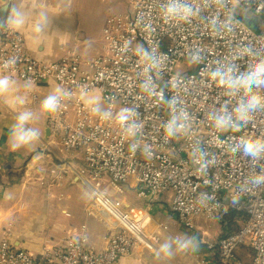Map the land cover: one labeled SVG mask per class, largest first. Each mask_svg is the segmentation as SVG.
<instances>
[{"label":"built area","instance_id":"built-area-1","mask_svg":"<svg viewBox=\"0 0 264 264\" xmlns=\"http://www.w3.org/2000/svg\"><path fill=\"white\" fill-rule=\"evenodd\" d=\"M124 1L126 11L109 9L102 55L92 59L72 53L43 63L29 56L19 31L0 27L2 76L30 86L54 81L60 92L50 110L48 147L58 145L67 161L41 164L34 181L51 192L76 173L118 227L105 250L75 235L46 240L40 256L4 233L0 264L140 259L141 251H156L157 239L146 235L150 207L168 194L171 212L187 229L201 219L224 227L231 212L246 215L241 231L225 232L209 249L218 251L216 264H244L240 254L247 250L251 264H264V0ZM244 11L260 18L262 31L239 19ZM181 62L195 71L178 74ZM130 181L147 209L102 191L107 182L119 192Z\"/></svg>","mask_w":264,"mask_h":264},{"label":"crops","instance_id":"crops-1","mask_svg":"<svg viewBox=\"0 0 264 264\" xmlns=\"http://www.w3.org/2000/svg\"><path fill=\"white\" fill-rule=\"evenodd\" d=\"M5 7H8L3 19L5 27L19 31L25 38L29 56L43 63H57L72 53L79 56L80 47L89 38L77 20V8L71 0H0V15ZM102 33L92 42L99 43ZM2 80H7V84L0 91V237L9 233L16 247L34 256L42 254L46 240L61 242L75 235L85 236L92 250H105L110 230L118 227L102 215L93 198L81 197V189L77 188L80 184L89 190L91 188L76 173L69 174L63 185L51 192L40 188L34 181L45 167L41 164L46 163L50 167L59 164L61 155L57 149L48 147L51 133L49 137L46 135L50 129L51 109L43 108L46 100L51 98L55 101L59 97L58 86L54 81L44 86H30L17 79L5 78L0 73ZM40 109L46 118L38 119ZM21 116L27 117L23 123L20 122ZM35 122L43 125V135L34 127ZM27 133L32 134V139L14 148L18 135ZM43 150L45 152L42 153ZM135 185L131 183L129 187L137 191L138 186ZM118 189L119 192L115 190L109 196L128 207L148 208V201L139 197V190V200L132 204L122 198L128 187L123 189L119 186ZM171 201V195L165 196L150 207L152 221L146 235L157 239L156 251L143 250L140 259L123 258L118 264H216L218 251L209 248L216 246L223 231L222 222H217L221 226L220 232L213 224L208 227L211 231L204 230L201 238L199 235L189 238L179 234L175 239L170 234L169 221L174 219L182 228L184 226L171 212ZM84 202L90 203L88 210L83 207ZM97 220H103L102 229L92 225ZM150 228L151 234L148 233ZM83 229L88 233L84 234ZM163 234L174 244L165 245L161 241Z\"/></svg>","mask_w":264,"mask_h":264},{"label":"rangeland","instance_id":"rangeland-1","mask_svg":"<svg viewBox=\"0 0 264 264\" xmlns=\"http://www.w3.org/2000/svg\"><path fill=\"white\" fill-rule=\"evenodd\" d=\"M71 2L77 8L76 17H77V20L81 24V28L83 29V31H85L87 33V35L89 37L87 42L85 44H83V46L80 47V49L78 51L79 56L83 60H86V59H92L94 57L102 55V50L100 49V44L98 42H94V41L92 42V39L97 38L98 35L106 28L107 20L111 16V13H109V10H108L109 8H119L122 11H126L128 9V4L124 0H71ZM244 12H245L246 16H239V17H244L245 19H247L248 21H251V22L255 21L257 29L254 32L259 33L260 31H262V21L260 20V18L257 17L252 12H246V11H244ZM240 14L241 13L238 12V15H240ZM87 48H89V50H87ZM195 69H196V67L194 66V64H192L190 62H181L178 64L176 71L178 74L186 75L189 72H194ZM48 93L50 94L51 92H48ZM40 118H46V114L42 113V109H40V113L38 114V119H40ZM34 127L39 130L41 135H43V125H40L37 122H35ZM52 148L59 150V153H60L62 159L64 160L63 162L67 161L64 152L60 149V147L58 145L52 146ZM75 168L77 170H80L81 164L80 163L76 164ZM131 183L134 184L132 181H130L128 184H125L126 186L122 185L123 189H125V187H128V191L124 192V194L122 195V198L125 197V199L128 200L129 202H131L132 204H136L137 200H139L138 190L135 191V190L131 189L129 187ZM108 184L109 183H106L104 185V187L102 188V191H104L107 195L114 194L115 193L114 189H112V188L108 189ZM77 188L79 190L81 189L80 190L81 197L86 196V197H89L91 199L92 198L94 199L93 191L91 189L89 190L87 188H84V186L81 184ZM169 195L170 194H168L167 196H169ZM116 196L119 198L121 197L120 194H116ZM201 221H206V222H201ZM223 221H224V218H223ZM169 224H170V234L175 239L178 238L179 234H185V236L186 237L188 236L189 238H191V236L195 237V235H197V236L199 235V237L201 238L203 231L208 229V231L210 232L211 228H208V227H211L213 224L218 227V229H217L218 232H220V230H221V226L219 223L213 222V221H207V220H198L195 228L192 230L186 229L185 227H183L185 229L184 230L180 224H177L174 221V219H171L169 221ZM92 225L96 226V227H100V226L104 225V222H103V220H97L96 222L92 223ZM100 229H102V227H100ZM186 231H188V232H186ZM151 232L152 231L150 228L148 230V233L151 234ZM68 237H70V236H68ZM68 237H66V238H68ZM221 237H222V234L219 236L218 240ZM80 238L86 239L85 236H82ZM160 238H161V236H160ZM161 241L164 242L165 245L174 244V242L169 237H167L165 234L162 235ZM54 242L60 243L59 240L58 241L55 240ZM61 242H62V240H61ZM87 246H88V243H87ZM245 254H246L245 251L240 254L241 260L244 261V264H251V260H249L248 257L245 256L246 258H244Z\"/></svg>","mask_w":264,"mask_h":264},{"label":"trees","instance_id":"trees-1","mask_svg":"<svg viewBox=\"0 0 264 264\" xmlns=\"http://www.w3.org/2000/svg\"><path fill=\"white\" fill-rule=\"evenodd\" d=\"M246 221H247L246 215L231 212L230 214H228L224 217L225 225L223 227L222 235L225 232L237 233V232L241 231L243 229L244 225L246 224ZM214 251H216V250H214ZM245 256L248 257L249 260H252V256H253L252 251L247 250L246 254L244 255V258H246Z\"/></svg>","mask_w":264,"mask_h":264},{"label":"clouds","instance_id":"clouds-1","mask_svg":"<svg viewBox=\"0 0 264 264\" xmlns=\"http://www.w3.org/2000/svg\"><path fill=\"white\" fill-rule=\"evenodd\" d=\"M6 84H7V80L0 81V91H3L4 90V87L6 86ZM53 104H54L53 99L49 98L48 100H46L44 102L43 108L45 110L52 109L53 108ZM26 119H27L26 116H21L20 122L23 123ZM31 139H32V134L31 133L18 135V137H17V144H15L13 147L14 148L15 147H18L20 144L27 143Z\"/></svg>","mask_w":264,"mask_h":264},{"label":"water","instance_id":"water-1","mask_svg":"<svg viewBox=\"0 0 264 264\" xmlns=\"http://www.w3.org/2000/svg\"><path fill=\"white\" fill-rule=\"evenodd\" d=\"M7 10H8V7H5V8L2 10V13H1V15H0V27H1V28H4V27H5V24H4V22H3V19H4V14L7 12ZM239 19H240L243 23H245L250 29H252L253 31H256L257 27H256V23H255V21H254V22L248 21V20L245 19L244 17H239ZM43 86H44V85H43ZM50 133H51V132H50V129L47 130V132H46L47 137L50 136Z\"/></svg>","mask_w":264,"mask_h":264}]
</instances>
